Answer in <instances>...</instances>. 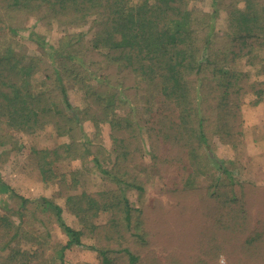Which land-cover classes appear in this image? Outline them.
I'll use <instances>...</instances> for the list:
<instances>
[{"label":"trees","instance_id":"16d2710c","mask_svg":"<svg viewBox=\"0 0 264 264\" xmlns=\"http://www.w3.org/2000/svg\"><path fill=\"white\" fill-rule=\"evenodd\" d=\"M223 15L225 20L219 28ZM27 16L39 17L48 28L56 24L79 32L61 39L58 48L48 51L42 48L40 56L20 55L11 43H0V122L30 133L43 130L47 126L44 115L50 113L55 118L67 119L59 132L65 130L68 146L79 143L83 148L86 144L72 136L81 129L83 119L95 117L100 122H112L117 160L123 162L120 166H128V175L135 181L132 187L142 189L144 182L140 184L141 173L137 171L141 139L136 128L123 118H116V110L136 106L138 96L146 95L151 106L149 134L165 139L162 142L152 137V142L158 145L156 149L162 151L161 157L155 154L153 168L162 176L163 172L172 176L167 177L168 183L161 184L166 203L158 201L159 206L137 209L128 199L124 222L111 229L117 239L115 254L128 258V264H144L154 256L150 248L166 234L181 245L198 241L197 249L204 258L209 257L211 249L220 245L221 231H215L216 238L208 235L223 221L204 209L209 206L218 183L221 193L228 194L220 181L228 182L229 188L234 186L229 178H216V170L231 177L236 169L225 168L224 162L205 148L210 147V132L216 131L217 137L224 141L233 138L228 134L230 131L225 135V130H235V123L240 122L238 103L242 96L253 94L255 100L264 101V0H0L1 24L14 29ZM88 25L89 31L94 32L89 40L88 31L81 32ZM242 58L257 68L255 74L261 81L251 83L250 74L235 70L237 60ZM39 71L43 74L42 89L30 81ZM95 76L105 80L98 89L91 84ZM65 83L86 89L88 103L83 114L69 103ZM118 87L128 100L116 98L113 93H118L113 89ZM60 102L70 109L67 118L59 112ZM44 104L49 105V110L42 108ZM162 116L168 124L155 125ZM227 145L233 149L228 153L243 155L240 141H227ZM90 147L98 152L99 147ZM206 156L214 166H209ZM158 159L166 160L163 167L157 165ZM229 161L238 167V161ZM213 169L215 184L196 186L195 177L210 178ZM241 188L232 196L241 193ZM8 189L0 175V192ZM34 203L45 212L54 211L55 214L51 213L67 235L68 242L57 259L65 264L64 251L84 245L82 233L68 226L61 208L49 200L43 198ZM21 204L26 207L29 200L23 199ZM251 205L252 231L263 255L264 209L255 196ZM191 209L197 213V220L185 218ZM173 224L192 229L184 236H172L166 231L176 228ZM10 247L0 246V251H6L7 255ZM86 247L96 253L100 264L114 263L110 248L101 244ZM14 250L3 259L13 263L23 255ZM178 251L170 256L176 261L174 264H180ZM35 253L39 251L36 249ZM27 255L22 256L19 264L27 263Z\"/></svg>","mask_w":264,"mask_h":264},{"label":"rangeland","instance_id":"374dc122","mask_svg":"<svg viewBox=\"0 0 264 264\" xmlns=\"http://www.w3.org/2000/svg\"><path fill=\"white\" fill-rule=\"evenodd\" d=\"M224 20L225 15L218 22L219 28ZM22 21V24H17L14 29L0 23V43H11L18 54L25 56H40L42 48L46 51L58 48L61 39L79 32L74 29L70 31L69 27L56 24L48 28L36 16H27ZM84 30L89 33L88 40L94 36V32L89 31V25L81 32ZM235 70L250 74L251 83L262 80L255 74L257 68L248 64L247 58L237 60ZM30 81L42 89L43 74L40 71L35 72ZM104 82L103 78L98 80L96 76L91 79V84L96 89ZM65 87L69 103L83 114L88 103L86 89L67 83ZM113 90L121 93L119 95L113 93L118 100H128V97L125 98L122 94L121 87ZM238 105L240 122L235 123V130L230 128L225 130V135L230 131L228 134L233 138L224 141L217 137L216 131L210 132L208 135L210 147L207 145L205 148L210 150L215 158L223 161L225 168L236 169L234 176L231 177L219 174L216 170L218 174L216 178L222 180L229 178L234 182V186L229 188L228 182L220 181L222 186L225 185L224 189L228 194L221 193L222 187L218 183L210 197L209 206L204 209L211 215L217 214L223 221L220 227L211 229L208 235L216 238L215 231L220 229V245L212 248L210 256L204 258L203 253L197 249L198 241L188 242L189 246L181 245L178 240L169 239L165 234L157 239L159 243L155 242L154 248H150L154 256L145 260L144 264H159L157 261L160 264H174L176 261L170 256L173 253L176 255L177 250L180 264H220L221 256L224 257L225 264H264V254L261 255L252 231L254 216L251 205L255 196L261 202L260 208L264 209V191L257 189L264 188V101L255 100L253 94H248L239 99ZM43 106L42 108L46 110L50 108L49 105ZM148 107L151 106L146 95H140L136 106L131 104L129 109L124 107L116 110V118H123L136 128L141 139L138 140L141 147L137 153L141 158L137 160L139 161L137 171L141 173L140 184L144 182L142 189L132 187L135 181L128 175V166H120L123 162L120 158L117 160L118 145L114 141L112 122H100L95 117L83 119L81 129L76 130L72 136L78 138V142H84L85 148L79 143L68 146L69 139L65 137V130L59 132V128L65 127L67 119L55 118L50 113L44 115L47 126L41 131L30 133L11 128L8 122H0V175L10 188L8 191L0 192L1 248L7 244L11 246L9 251L7 250L8 254L13 249H16L13 252L19 251L23 255L30 253L31 255L26 257V264H60L57 259L60 258V252L66 246L68 237L53 216L54 211L45 212L41 206L34 203L44 198L61 208L63 221L74 230L80 231L85 242L81 247L74 246L64 251L65 264H100L96 253L86 247L90 244L95 246L101 244L105 248H110L113 264H128V258L115 254L117 239H114L115 235L111 229L124 222L128 199L130 205L137 209L159 206L158 201L166 203V199L161 195L163 190L161 184L168 183L170 179L167 177L172 176L169 172H163L166 177L162 176V173L153 168L155 154L156 157L159 155L161 157L162 151L160 153L156 149L158 145L152 142L154 135L149 134L147 122L151 117L148 115ZM58 109L66 118L70 115V109L63 102L59 103ZM167 124L165 116L155 123L160 127ZM156 137L159 141H165L161 138L162 135L156 134L153 138L156 140ZM236 140L240 141L239 149L243 150V155L239 157L234 156L233 152L228 153L233 149L228 148L227 141L231 143ZM91 145L99 147L97 153L90 147ZM159 160L156 162L157 165L163 167L166 160ZM229 160L238 161V167ZM243 160L244 166L241 163ZM205 161L210 163L209 166H214V162L209 161L207 156ZM212 172L213 177L210 178L195 177L196 186L204 183L208 185L211 182L215 184L214 169ZM238 187H242L241 193L232 196ZM216 192L220 194L216 195ZM23 199L29 200L26 207L21 204ZM188 211L193 213L187 212L186 214H189L185 215L186 219L191 221L197 218V213L193 209ZM198 220L201 221V217ZM106 224L110 226L107 227ZM148 224L151 223L148 221ZM173 226L176 228L170 227L166 231L172 236L180 234L184 236L192 229L188 225ZM36 249L39 253L34 254ZM7 255L6 251H0V264H19L23 260V255H19L16 261L11 263L3 259V256Z\"/></svg>","mask_w":264,"mask_h":264},{"label":"clouds","instance_id":"9594fccd","mask_svg":"<svg viewBox=\"0 0 264 264\" xmlns=\"http://www.w3.org/2000/svg\"><path fill=\"white\" fill-rule=\"evenodd\" d=\"M220 264H225V259L223 256L220 257Z\"/></svg>","mask_w":264,"mask_h":264}]
</instances>
